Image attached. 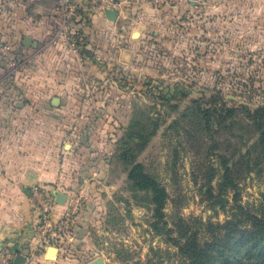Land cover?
Returning a JSON list of instances; mask_svg holds the SVG:
<instances>
[{"label":"rangeland","instance_id":"1","mask_svg":"<svg viewBox=\"0 0 264 264\" xmlns=\"http://www.w3.org/2000/svg\"><path fill=\"white\" fill-rule=\"evenodd\" d=\"M23 1L88 66L84 80L62 53L37 60L19 40L0 50L1 107L73 91L44 100L75 110L58 145L73 160L65 213L48 231L58 249L31 264H175L180 241L264 214V0H0V13ZM135 162L165 191L161 215L129 178Z\"/></svg>","mask_w":264,"mask_h":264},{"label":"crops","instance_id":"2","mask_svg":"<svg viewBox=\"0 0 264 264\" xmlns=\"http://www.w3.org/2000/svg\"><path fill=\"white\" fill-rule=\"evenodd\" d=\"M14 11L0 13V50L3 55L9 54L8 50L17 40L27 54L37 60L59 61V53H62L65 59L67 56L72 57L68 66L72 59L74 62L76 60L75 66H79L81 71L76 76L85 80L83 69L88 67H84L87 60L79 48H66L56 41H49L44 22L26 11L24 1ZM25 35L33 38L31 46L23 44ZM3 57L0 54V63L6 68L9 65ZM49 79L46 76L37 81ZM54 89L57 87L45 88L39 93L40 99L43 98L40 105L13 108L0 106V130L5 131L0 137V250L8 251L13 264L18 254L24 256V264H31L32 258L41 260L42 254L46 258L48 256L50 247L46 245L50 237L49 229L40 223L38 207L42 195L51 199V217L54 222H58L65 213V206L57 201V194H65V180L70 176L69 168L72 167L67 164L73 160V155L68 151L64 159L60 158L59 133L71 128L69 117L75 114V110L61 102L58 105L45 104L46 97L51 96L52 102L57 95L72 97L70 88H61V91ZM64 148L70 149L66 142ZM40 247H45L46 251ZM35 249H41L42 252H35Z\"/></svg>","mask_w":264,"mask_h":264},{"label":"trees","instance_id":"3","mask_svg":"<svg viewBox=\"0 0 264 264\" xmlns=\"http://www.w3.org/2000/svg\"><path fill=\"white\" fill-rule=\"evenodd\" d=\"M222 112L214 108L210 118L218 123ZM129 178L140 188L151 189L157 214L161 215L164 189L142 171L139 162L130 168ZM249 218L248 225H243L237 218L220 227L213 226L206 239L188 237L185 242L180 241L179 260L175 264H264V214H250Z\"/></svg>","mask_w":264,"mask_h":264},{"label":"built area","instance_id":"4","mask_svg":"<svg viewBox=\"0 0 264 264\" xmlns=\"http://www.w3.org/2000/svg\"><path fill=\"white\" fill-rule=\"evenodd\" d=\"M37 193H39V191ZM38 207L40 211V223L47 229H52L56 222H54L51 217V199L42 195V201ZM12 260L13 259L10 257L8 251L0 250V264H12Z\"/></svg>","mask_w":264,"mask_h":264},{"label":"water","instance_id":"5","mask_svg":"<svg viewBox=\"0 0 264 264\" xmlns=\"http://www.w3.org/2000/svg\"><path fill=\"white\" fill-rule=\"evenodd\" d=\"M116 15H117V13L115 11H113V10H109L108 11L109 18L115 19ZM32 42H33V38L30 35H25V37L23 39V44L25 46H31ZM58 101H59L58 97H55L53 99L54 103H57ZM65 200H66V194L59 192L57 194V201L60 202V203H65ZM52 248H54V247H50L49 251H51ZM54 249H56V248H54ZM24 263H25L24 256L21 255V254H18L16 259H15V264H24ZM92 264H103V259L102 258H97V259H95V261H93Z\"/></svg>","mask_w":264,"mask_h":264},{"label":"bare ground","instance_id":"6","mask_svg":"<svg viewBox=\"0 0 264 264\" xmlns=\"http://www.w3.org/2000/svg\"><path fill=\"white\" fill-rule=\"evenodd\" d=\"M55 252H56V249L52 248L50 254H52V256H53Z\"/></svg>","mask_w":264,"mask_h":264}]
</instances>
